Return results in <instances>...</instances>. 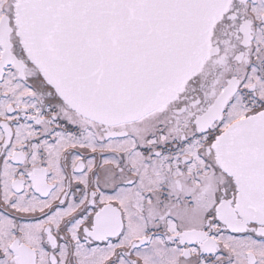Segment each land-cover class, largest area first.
Listing matches in <instances>:
<instances>
[{
	"label": "snow or ice",
	"instance_id": "snow-or-ice-1",
	"mask_svg": "<svg viewBox=\"0 0 264 264\" xmlns=\"http://www.w3.org/2000/svg\"><path fill=\"white\" fill-rule=\"evenodd\" d=\"M0 264H264V0H0Z\"/></svg>",
	"mask_w": 264,
	"mask_h": 264
}]
</instances>
